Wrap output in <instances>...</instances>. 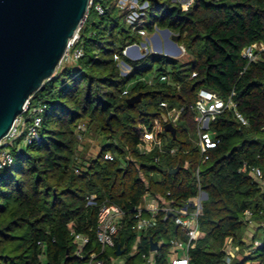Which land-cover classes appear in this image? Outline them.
<instances>
[{
    "label": "trees",
    "instance_id": "16d2710c",
    "mask_svg": "<svg viewBox=\"0 0 264 264\" xmlns=\"http://www.w3.org/2000/svg\"><path fill=\"white\" fill-rule=\"evenodd\" d=\"M148 1V32L169 28L192 59L151 52L128 58L123 50L141 43V32L110 0H103L104 14L90 7L76 43L84 55L62 65L31 98L45 105L39 137L13 144L14 163L0 169V264H88L85 255L100 250L98 209L107 200L130 211L115 245L102 255L107 264L120 257L119 246L124 264H148L144 254L151 253V238L160 244L155 264H172V240H187L174 216L165 218L161 211L156 224L139 233L133 209L149 194L181 205L197 194L198 169L208 198L190 264H264V187L243 170L245 163L264 170V49L253 61L242 54L264 42V0H196L188 10L173 0ZM120 60L131 66L127 74ZM203 88L225 99L235 91L238 109L249 120L244 125L233 109L221 113L211 125L220 143L206 153L197 143L193 107ZM138 93L142 100L130 105L127 99ZM173 108L183 109L175 136L166 129ZM81 122L83 134L103 137L96 156L79 151ZM149 132L161 146L146 137ZM108 152L113 160L106 159ZM175 167L179 171L173 174ZM91 194L97 195L96 205H88ZM247 210L254 226L244 218ZM249 228H254L251 242L244 240ZM73 230L90 238L84 256L75 254ZM257 240L263 244L246 256L244 249ZM235 245L242 253L227 263L228 248Z\"/></svg>",
    "mask_w": 264,
    "mask_h": 264
},
{
    "label": "built area",
    "instance_id": "2783aa9c",
    "mask_svg": "<svg viewBox=\"0 0 264 264\" xmlns=\"http://www.w3.org/2000/svg\"><path fill=\"white\" fill-rule=\"evenodd\" d=\"M110 1H112V3H114L124 15L125 21L132 27L133 30L141 32L143 36L150 33L146 28L147 9L149 7L148 0ZM173 1L179 3L183 10H188L196 0ZM91 6H94V8L100 14L105 13L103 0H90V7ZM156 30H159V28L156 27ZM79 36L80 35L76 36L72 40L68 51L63 58V61L65 60L69 61V63H76L84 55V49L82 47L76 46ZM138 49L139 43L130 44L123 50V54L126 56L129 54V56L136 58ZM263 49L264 42H257L245 47L242 51V54L246 59L253 61L258 58L260 51ZM194 75H196V73H194ZM148 80L149 82L152 81L151 78ZM162 80H168V76L163 75ZM235 94L236 92L233 91L231 95L225 99L215 91L206 88H203L199 91L193 107L196 112L195 121L197 128V143L201 148L202 153H206L208 149L214 148L220 143V140L215 137L214 132L211 130V125L212 122L215 121L225 110L233 109L237 118L244 125H249L248 118L238 109V103L234 99ZM163 105L167 106L166 103H163ZM44 108L45 105L43 104L31 103V99L26 103L23 113L16 118L10 131L0 142V169L10 166L14 163L15 156L11 150V146L15 144L16 140L23 138L24 145H28L33 143L39 137V130L43 122ZM182 111V108H173L168 110L167 114L168 118L170 119L169 122H172L173 124L176 123ZM78 129L86 130V128H84V126L81 124L78 126ZM146 137L149 140H155L154 134L152 132L147 133ZM155 144L161 146L162 141L155 140ZM153 146L154 144L149 141L146 144V150L151 151ZM172 151L174 152L175 148L172 149ZM105 157L106 159L113 160L115 155L111 152H108L106 153ZM203 161H205V158ZM243 170H250L251 174L254 176V179L264 187V170L260 166H249L247 163H245ZM196 185L198 188L197 194L187 198L181 205H174L173 200L167 199L166 196L159 194H149L145 197V201L142 206L133 209V211H135V218L137 219L135 228L139 233L143 232L149 227L154 226L157 222L158 214L161 211L167 213L165 218H167L168 215L174 216L176 224L180 226L182 231L186 234L187 240H172L174 251H177L178 249L184 251L182 256L176 254L171 255L170 261L172 264H190L189 250L191 244L198 238L199 235V217L203 212V202L208 198H206V194L208 193L202 188L199 169L196 172ZM168 195H170V192ZM97 202V195L91 194L88 198V205H96ZM129 212L130 211L126 210L117 203L108 200L102 202L99 205L97 237L100 243V250L92 251L91 253L87 254L88 264H107L105 258L102 255L108 248L115 245V236L126 221ZM244 218L250 224V226H254L255 222L252 219L251 210H247L245 212ZM72 236L74 244L76 245L75 254L77 256H84V249L90 242L89 236L81 232H76L75 230L72 231ZM262 244V241L257 240L255 245L249 250H251L252 253L255 248L261 246ZM157 251L158 250H151L150 254H144L148 264H155V253ZM233 255L234 251L231 248L228 250V254L226 256L227 263L231 262ZM111 264L124 263H122L119 258H113Z\"/></svg>",
    "mask_w": 264,
    "mask_h": 264
},
{
    "label": "water",
    "instance_id": "95a60500",
    "mask_svg": "<svg viewBox=\"0 0 264 264\" xmlns=\"http://www.w3.org/2000/svg\"><path fill=\"white\" fill-rule=\"evenodd\" d=\"M89 9L90 0H0V142L33 94L57 72ZM163 32L172 33L169 28ZM176 52H181L179 46ZM141 100L138 93L127 102ZM166 129L176 135L172 122ZM178 171L179 167L170 170ZM158 248L159 242L151 238V250ZM123 252L119 246L116 254Z\"/></svg>",
    "mask_w": 264,
    "mask_h": 264
},
{
    "label": "rangeland",
    "instance_id": "374dc122",
    "mask_svg": "<svg viewBox=\"0 0 264 264\" xmlns=\"http://www.w3.org/2000/svg\"><path fill=\"white\" fill-rule=\"evenodd\" d=\"M158 28H159V30L155 29L154 32L143 36L142 42L139 43L138 53L139 52L140 53L139 54L137 53L136 58L129 56V54H127V57L131 58V59L142 58L146 53L151 52V53L167 54L168 56L178 58L179 60H182V61H189L192 59V56L189 53H187L185 46L182 45L178 40L173 39V35L175 33L172 32L169 35H167L166 33L163 32L162 28H160V27H158ZM144 43H145V45H144ZM177 46H179L181 48V52H176ZM159 47L162 48L161 52L158 49ZM65 64H69V61L64 60L61 63L60 67L62 65H65ZM120 67L123 71V74H127L131 70V66L127 62H125L124 60H120ZM150 75L151 74H149L148 76H150ZM134 81H132L131 84ZM167 120L170 121L169 118ZM80 124L83 125L84 128H86L85 123L81 122L78 124V126ZM83 131H85V129L84 130L78 129V132H79L78 136L80 139V145H79L80 153L82 154V156L84 155L86 157L96 156L101 149V145L103 143V137L99 136L98 134H95L94 132L93 133L87 132V133L83 134ZM15 145H17V146L24 145V139L20 138V139L16 140ZM249 242H251V238L249 239ZM244 251H245V254H248V255L251 254V250H249V248H245ZM120 257H121V260L126 259L125 256H120ZM138 263L141 264V261L138 260ZM249 263H250V261H249ZM250 264H259V263L251 261Z\"/></svg>",
    "mask_w": 264,
    "mask_h": 264
},
{
    "label": "crops",
    "instance_id": "0c3cea01",
    "mask_svg": "<svg viewBox=\"0 0 264 264\" xmlns=\"http://www.w3.org/2000/svg\"><path fill=\"white\" fill-rule=\"evenodd\" d=\"M155 35V34H154ZM253 234H254V228H249L248 230H247V233H246V236H247V238L246 239H244V240H247L248 239V241H249V239L251 238L252 239V236H253ZM233 249V251H234V255H233V257H240V255H241V253H242V251H241V247L240 246H238V245H235V246H231V247H229L228 248V250H230V249ZM180 255V256H182L183 254H184V251L183 250H180V249H178L176 252H174L172 255ZM244 254H245V252H244ZM246 256L248 255V254H245ZM232 257V258H233ZM119 260L122 262V263H125V260L124 259H122L121 260V257H119ZM231 262H232V260H231ZM230 262V263H231ZM254 262H257V263H259L258 261H254ZM250 263H251V261H250ZM249 262H247L246 264H250ZM260 264V263H259Z\"/></svg>",
    "mask_w": 264,
    "mask_h": 264
},
{
    "label": "bare ground",
    "instance_id": "6f19581e",
    "mask_svg": "<svg viewBox=\"0 0 264 264\" xmlns=\"http://www.w3.org/2000/svg\"><path fill=\"white\" fill-rule=\"evenodd\" d=\"M174 51V50H173Z\"/></svg>",
    "mask_w": 264,
    "mask_h": 264
}]
</instances>
